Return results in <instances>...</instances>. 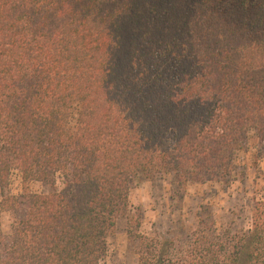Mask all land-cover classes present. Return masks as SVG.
Instances as JSON below:
<instances>
[{"label": "trees", "instance_id": "trees-1", "mask_svg": "<svg viewBox=\"0 0 264 264\" xmlns=\"http://www.w3.org/2000/svg\"><path fill=\"white\" fill-rule=\"evenodd\" d=\"M251 138L264 156V0H0V264H107L134 181L229 185ZM137 237V264H172ZM190 251L264 264V198Z\"/></svg>", "mask_w": 264, "mask_h": 264}, {"label": "rangeland", "instance_id": "rangeland-1", "mask_svg": "<svg viewBox=\"0 0 264 264\" xmlns=\"http://www.w3.org/2000/svg\"><path fill=\"white\" fill-rule=\"evenodd\" d=\"M256 149L257 142L251 138L247 152L236 160L235 180L229 185L189 183L178 188L170 175L134 181L129 213L117 219L107 237L106 263L137 264L140 235L168 248L172 264H187L194 259L192 232L201 218L219 236L231 237L248 229L253 199L264 198V156L257 155ZM20 189L19 175L14 173L8 192ZM0 221L2 231L9 233L12 214L1 213Z\"/></svg>", "mask_w": 264, "mask_h": 264}]
</instances>
